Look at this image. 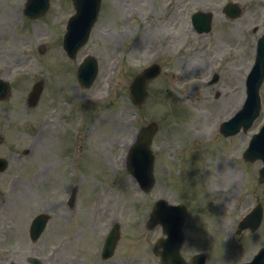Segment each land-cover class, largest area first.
<instances>
[{"label":"rangeland","instance_id":"rangeland-1","mask_svg":"<svg viewBox=\"0 0 264 264\" xmlns=\"http://www.w3.org/2000/svg\"><path fill=\"white\" fill-rule=\"evenodd\" d=\"M19 1L0 2V38L5 36L8 39L4 43L5 53L0 55V75L13 81L14 77H18L17 72L21 71L29 73L30 77L16 82L11 98L0 103V133L6 137L2 155L12 162V172H15L17 169L14 164L17 159L13 149L21 145L17 150L20 152L31 145L33 154L24 170L28 172L31 169L30 171L39 173L44 166L60 162V157L55 154L59 130L48 135V129L63 126L59 123L43 125L40 134L45 135V143L38 151L32 124L37 114L51 105L55 106L59 97H55V90L63 88L61 81L55 79L56 71L49 68L51 64L44 62L57 55L55 59L60 77L66 76L67 70L71 71V65L75 66L71 61L66 62L63 53V56L58 53L57 44L54 48L60 32H65L64 23L72 8L68 1L54 0L53 22L46 26L41 21H36L30 32H25L21 28L19 15L17 24L12 26L14 21L11 14ZM228 1L241 4L244 13L240 18L228 20L223 15H216L210 34L199 36L192 30L190 20L194 12ZM103 6L107 9L105 15L100 17L81 54L82 57L86 53L95 55L100 67L99 78L95 86L89 89L88 97L110 93L111 98L104 105H94L86 104L76 96L78 104L74 105L72 102L66 108L59 105L56 107L62 111V118L68 117L67 113H70L71 121L67 122V126L71 124L72 129H81L88 166L90 169L96 166L100 175L104 172V167L109 170L122 168L124 154L121 145L131 141L151 121H156L161 126L154 140L155 149L158 155L168 158L159 157L156 171L158 183L149 195L140 192L131 177L120 178L112 183L113 188L108 196L104 194L98 211L91 202L97 189L101 193L100 188L94 184L101 182L102 176L96 179V171H89L87 179L90 188L88 186L82 191L72 216V223L74 217H82V220L74 222L71 240L62 243V251L56 258H72V264H159V259L154 255V243L161 236V231L149 232L140 226L147 220L155 197L164 196L172 202L190 205L188 198L182 195L185 190L181 186L182 181L192 186L186 195L198 199L203 197L202 203L199 200V203L190 205L192 209L189 215L192 220L186 221V255L206 248L213 252L208 264H234L246 259L250 248L254 249L264 238V223L258 235L256 233L250 236L245 232L237 237L229 256H223L222 240L227 229L237 224L240 216L256 204L257 198L264 204V184L259 183L257 172L262 164L257 162L251 165L240 160L241 151L249 142L251 134L259 130L263 119L259 118L247 135L241 133L229 139L215 138L214 144L211 143L214 140H210L207 135L218 126L220 120L227 119L235 112L243 97V93H240V89H243L242 67L253 46L252 29L259 22H264V0H103ZM128 16L134 18L130 22H123ZM43 34H48V37L38 39ZM46 38L52 40V45L48 47V56L41 59L35 47L38 48L37 45ZM195 48L200 51L194 52ZM227 49H234L236 54L240 51V54L238 57L234 56L236 58L228 67L222 68L219 84L213 87L192 85V79L204 81L210 75L211 66L215 63L208 60L210 54L207 52L213 50V55L218 54L220 57L225 55ZM156 53H159V57L163 53L158 60L163 66V74L150 84L149 97L139 110L130 101L128 88L139 71L135 66L143 67ZM58 59H64L70 65L64 62L59 64ZM115 60L122 61L116 72L110 66ZM41 79H45L46 84L40 109L27 111V95L34 83ZM75 83L70 76H66L64 84L73 87V93L79 92ZM261 94L264 111V85ZM81 116L82 120L79 122ZM209 126L212 128L203 137L201 129ZM185 140L193 143L195 155L205 156L207 168L202 170L199 165L198 170L195 159H191L189 155H180ZM44 147L47 149L44 150ZM170 149L177 153L176 158L170 159V153H166ZM191 150L187 153L192 154ZM88 155L98 162L99 167ZM103 159L107 165L103 163ZM194 170H197L196 179L188 181V173L192 171L194 176ZM121 175L126 174L124 172ZM108 178L105 177L104 181L107 182ZM178 180H181V188L176 186ZM45 196L46 193H41V198ZM113 220L121 226V239L114 257L104 261L100 256L101 247L109 230V223ZM194 225L196 232L192 231ZM50 244L44 242L41 246L48 247Z\"/></svg>","mask_w":264,"mask_h":264}]
</instances>
